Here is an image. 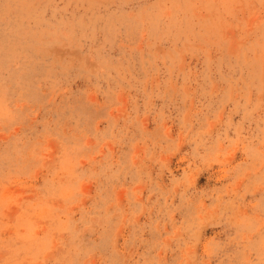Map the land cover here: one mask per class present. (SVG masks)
<instances>
[{"label":"rangeland","instance_id":"374dc122","mask_svg":"<svg viewBox=\"0 0 264 264\" xmlns=\"http://www.w3.org/2000/svg\"><path fill=\"white\" fill-rule=\"evenodd\" d=\"M0 264H264V0H0Z\"/></svg>","mask_w":264,"mask_h":264}]
</instances>
